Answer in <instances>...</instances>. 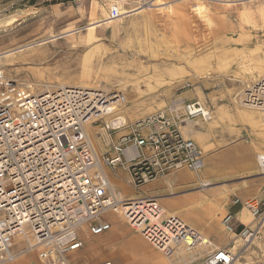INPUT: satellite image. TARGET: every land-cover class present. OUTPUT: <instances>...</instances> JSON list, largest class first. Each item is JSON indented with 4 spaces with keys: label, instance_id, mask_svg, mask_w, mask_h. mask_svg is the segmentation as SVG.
Segmentation results:
<instances>
[{
    "label": "built area",
    "instance_id": "obj_1",
    "mask_svg": "<svg viewBox=\"0 0 264 264\" xmlns=\"http://www.w3.org/2000/svg\"><path fill=\"white\" fill-rule=\"evenodd\" d=\"M111 16H120L118 8ZM118 97L69 85L36 92L27 82L8 81L0 69V264L30 251H37L43 264H69L68 256L84 246L81 232L100 235L111 229L104 220L110 212L121 214L168 257L184 248L195 259L205 257L206 264L238 259L168 213L156 198H127L108 172L121 167L134 187L181 168L200 172L206 153L196 140L183 136L179 124L211 119L206 104L196 98L185 103L181 114L172 107L132 123L121 115L105 119L115 114ZM241 104L264 109V76L245 90ZM110 109L114 112L107 114ZM94 124H102L100 136L114 156L99 152L88 131ZM124 128L129 133L116 139ZM258 159L264 172V155ZM245 205L253 216L262 215L257 199ZM233 219L229 213L222 220L231 232ZM256 234L250 227L239 233L246 242ZM15 242L24 245L13 250Z\"/></svg>",
    "mask_w": 264,
    "mask_h": 264
},
{
    "label": "rangeland",
    "instance_id": "obj_2",
    "mask_svg": "<svg viewBox=\"0 0 264 264\" xmlns=\"http://www.w3.org/2000/svg\"><path fill=\"white\" fill-rule=\"evenodd\" d=\"M10 51L0 66L36 92L69 85L118 94L107 120L135 122L172 107L181 114L184 94L197 93L211 111L202 121L244 131L240 141L264 155V110L241 104L264 76V0H0V53ZM110 219L119 237L128 235ZM236 264H264V256Z\"/></svg>",
    "mask_w": 264,
    "mask_h": 264
},
{
    "label": "crops",
    "instance_id": "obj_3",
    "mask_svg": "<svg viewBox=\"0 0 264 264\" xmlns=\"http://www.w3.org/2000/svg\"><path fill=\"white\" fill-rule=\"evenodd\" d=\"M0 54L2 58L7 53ZM0 69L8 81L26 82L25 79L8 76L1 66ZM184 95L187 100L185 102L198 98L197 93ZM182 99L183 97L175 101L179 103ZM122 117L128 121L127 117ZM211 124L201 119L186 120L179 124L183 136L196 140L206 153L205 167L200 172L181 168L141 187L132 186L129 173L121 167L108 172L114 187L127 198H156L168 213L180 217L185 223L204 233L216 246L229 249L238 258L246 257L249 262H255L257 258L264 256V172L258 159L259 150L247 141H240V136L245 135L244 131L236 130L225 134ZM88 131L93 139L96 134L101 141L94 140L100 153L114 156L100 136V133H104L102 124H94ZM128 133L129 129L124 128L117 132L116 139ZM236 198L240 200L237 204L234 203ZM249 199L259 201L262 211L260 217L253 216L245 205V201ZM229 213L234 216L233 232L228 231L222 223ZM110 216L116 217L127 227L128 235L118 236L119 224L113 222ZM104 220L111 223V229L100 235L81 232L84 246L68 256L69 264H206L205 257L195 259L196 254L186 252L184 248H178L171 257L166 256L132 228L121 214L110 212L105 214ZM245 227L257 229L256 236L250 242L239 235ZM92 237L100 238L104 245L90 249L86 241ZM23 245V242H15L11 248L17 250ZM3 264L43 262L37 251H30Z\"/></svg>",
    "mask_w": 264,
    "mask_h": 264
},
{
    "label": "bare ground",
    "instance_id": "obj_4",
    "mask_svg": "<svg viewBox=\"0 0 264 264\" xmlns=\"http://www.w3.org/2000/svg\"><path fill=\"white\" fill-rule=\"evenodd\" d=\"M220 1V0H219ZM225 1V0H224ZM229 4V3H228ZM233 4V3H232ZM153 6V4L152 3H148V4H146V7H152ZM144 6H142L140 9H137V10H139V11H142L143 9H145V8H143ZM134 11V10H133ZM109 21H111V20H109ZM100 23V22H99ZM99 23H93L91 26H96V25H99ZM68 34V33H67ZM24 48H26V47H22V48H20L19 50H23ZM14 51V50H13ZM12 51H10V52H7V54H9V53H11ZM6 54V53H5ZM6 54V55H7ZM2 54H0V56H1ZM92 99V98H91ZM95 105V104H94ZM264 110V109H263ZM123 119V118H122ZM125 120V119H124ZM123 121V120H122ZM236 262V261H235Z\"/></svg>",
    "mask_w": 264,
    "mask_h": 264
}]
</instances>
